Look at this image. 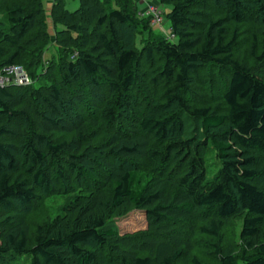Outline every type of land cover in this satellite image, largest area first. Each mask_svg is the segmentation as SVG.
Wrapping results in <instances>:
<instances>
[{
	"label": "trees",
	"instance_id": "1",
	"mask_svg": "<svg viewBox=\"0 0 264 264\" xmlns=\"http://www.w3.org/2000/svg\"><path fill=\"white\" fill-rule=\"evenodd\" d=\"M66 1L53 0L51 33L43 0H0V71L22 65L35 80L0 86V258L209 264L191 256L196 235L219 240L238 221L241 249L210 243L215 258L264 264V0H159L171 7L163 12L175 40L138 16L135 0H79L75 11ZM53 42L58 54L46 59ZM201 80L212 102L187 98ZM160 81L156 102L151 89ZM127 110L136 114L129 136L116 130ZM104 130L106 141L91 145L90 135ZM147 142L159 148L150 171L103 158L143 157ZM93 158L106 168L91 173ZM59 181L85 191L68 208L78 221L38 225L30 236L13 210L60 193ZM124 206L145 210L147 232L123 236L95 215Z\"/></svg>",
	"mask_w": 264,
	"mask_h": 264
},
{
	"label": "rangeland",
	"instance_id": "2",
	"mask_svg": "<svg viewBox=\"0 0 264 264\" xmlns=\"http://www.w3.org/2000/svg\"><path fill=\"white\" fill-rule=\"evenodd\" d=\"M159 0H147V2H152V3H156L157 5H159V7L162 8V10L165 12V14L167 12H169L171 10L170 6H165L163 7L162 5L159 4L158 2ZM79 0H67L66 1V7L70 10V11H75L78 7H79ZM136 2V1H135ZM44 3V7L46 9V14L48 17V21H49V30L51 33H53V26H52V20L50 17V9L53 3V0H43ZM212 2L209 1V5ZM137 4V3H136ZM139 4V3H138ZM137 4V5H138ZM145 5L140 3L138 5V16H140V12L143 11L145 9ZM212 7V6H211ZM213 9V8H211ZM141 17V16H140ZM170 23L167 22L166 19H164V23L161 25H155V31L166 36V38L170 39V40H175L176 37H174L173 31L171 29V27H169ZM61 27V26H59ZM244 28L243 31H245V29L249 28V22L240 26V30ZM243 33V32H242ZM263 43V42H262ZM249 43H246V45H248ZM245 51V50H244ZM241 53L243 54V52L241 51ZM45 58H50L53 59V55L58 54V49L57 46L55 45V43L53 42L50 46H48V48L46 49V53H45ZM243 56V55H242ZM157 65H159L158 60L156 61ZM47 67V61H46V65ZM44 67V69L46 68ZM24 68V67H23ZM146 72L149 73V75L154 76V73L158 72L156 69V66H148L146 68ZM28 73V71H27ZM153 73V74H151ZM28 75L30 76V74L28 73ZM205 76L204 74L201 75ZM200 77L195 78L196 82H199ZM198 79V81H197ZM202 81V80H201ZM35 83V80L32 78V84ZM203 84H195L194 82V88H193V92L192 94L190 93V95L187 96V98L191 97L192 99H194L196 101L197 97L199 98L198 100L201 101V99L204 100V98H208L211 100V102L213 101V94L211 93L212 90L210 89L207 90L206 88L209 87V85H207V83H205V81H202ZM165 85L163 84L162 81H160V85L158 86V88H155L154 90L151 89L152 91V97H153V101H158L162 99V92L164 89ZM215 93V92H213ZM197 96V97H195ZM136 109L140 108L139 104H136ZM136 114L134 111H125L123 116L120 118L118 125L116 126V130L119 131L120 133H122V135H124L125 133H127V135H131V127L129 126V123L131 124L135 119H136ZM186 117V116H185ZM189 128L184 129L180 135H189ZM125 132V133H124ZM124 133V134H123ZM95 135V136H94ZM110 135V132L105 131L104 133L100 134V132H94V134L90 135L91 141L90 144L91 145H98L100 143H103L104 141H106V139L108 138V136ZM54 138L57 139H64L66 138L69 141H72L74 139V137L72 135H65L63 133H58L56 135H54ZM93 140V141H92ZM148 143V142H147ZM143 143V149H144V154L142 155L143 157H140L139 155L136 158H124V157H118V156H114L112 154H108V156H102L103 158H106L109 162L113 163L117 168H121V166H132L134 168V166L138 169L141 170L143 172L147 171L149 168H156V166L154 165V159L152 157H150L151 153L156 152L159 148L152 144V143ZM102 153H106V150H104ZM94 159V158H93ZM99 159V162H102V160ZM96 163V165L92 164V167L90 168L91 173H97V168L99 167L102 170L104 168H106L104 163H97V158H95L94 160H92ZM206 161L209 165H214V162L216 161V150L213 148V146L211 145L208 149L207 152V156H206ZM149 167V168H148ZM141 168V169H140ZM214 168V167H213ZM212 168V169H213ZM154 170V169H153ZM150 171V170H148ZM152 172V171H151ZM76 181L75 178L73 179V182ZM87 182L89 183V185L92 188H95L97 186V183L92 182L89 180H87ZM78 183H74V184H60V181L57 183L58 187L60 188L61 192L56 194L53 193L51 195L48 196H41L39 200H37L36 202L32 203V205L29 208L26 207H21V206H16V208L13 210L12 215L13 217H22V222L21 224L23 225V227L28 231V233L31 235H33L35 233L36 227L38 225H42L43 227H46L49 223L54 224V227H59L60 222L63 220L65 221L67 224H73L75 221L77 222L78 219L75 216H72L69 213V209L71 205H74V201L76 200V202H80L81 203V196L83 195V193H85V191L81 188H78V186L76 185ZM67 185H71V188L68 187ZM104 193L108 192L109 189H105L103 188L102 190ZM76 198V199H75ZM68 206V207H67ZM87 205L84 204V207H86ZM67 207V208H66ZM95 215H100L102 217H104L105 219V223L106 224H112L114 225L115 229L119 232L120 235H126V236H136V235H140L144 232L148 231V221H147V216H146V212L145 210L142 209H138V208H134V207H129V206H124L120 209H110L107 211H97L95 210ZM239 228H240V222H235L232 227L230 228H226L224 227L222 232H221V239H213L211 237L205 236V235H200L197 234L196 238H195V248L194 250L191 252V256H197L199 257L202 261L207 262L209 264H220V262L215 258V255L212 252V248L209 247L210 243H218L219 245H221L222 247H224L226 250H228V248H230V250L233 253H238V251L241 249V243H239L238 241V234H239ZM3 244V240H0V245ZM9 258H6V260L4 258H0V264H6L8 263L9 260H7ZM13 261V260H12ZM29 260L25 257V256H19L17 257L13 263H17V264H29ZM174 264H190L189 261H180L178 263H174Z\"/></svg>",
	"mask_w": 264,
	"mask_h": 264
},
{
	"label": "built area",
	"instance_id": "3",
	"mask_svg": "<svg viewBox=\"0 0 264 264\" xmlns=\"http://www.w3.org/2000/svg\"><path fill=\"white\" fill-rule=\"evenodd\" d=\"M137 3L145 4V9L140 12L141 17L149 18L153 25L164 23V12L159 5L147 0H135ZM31 76L22 65H7L0 71V86L13 85H30Z\"/></svg>",
	"mask_w": 264,
	"mask_h": 264
},
{
	"label": "crops",
	"instance_id": "4",
	"mask_svg": "<svg viewBox=\"0 0 264 264\" xmlns=\"http://www.w3.org/2000/svg\"><path fill=\"white\" fill-rule=\"evenodd\" d=\"M136 3H137V2H136ZM137 4H138V3H137ZM138 5H139V4H138ZM138 5H137V6H138ZM144 5H145V4H144ZM169 27H170V25H169Z\"/></svg>",
	"mask_w": 264,
	"mask_h": 264
}]
</instances>
